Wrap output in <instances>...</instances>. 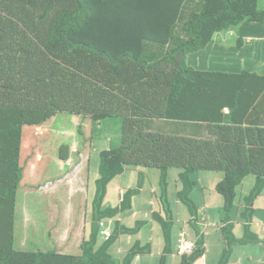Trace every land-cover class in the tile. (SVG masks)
Wrapping results in <instances>:
<instances>
[{"label":"trees","instance_id":"16d2710c","mask_svg":"<svg viewBox=\"0 0 264 264\" xmlns=\"http://www.w3.org/2000/svg\"><path fill=\"white\" fill-rule=\"evenodd\" d=\"M184 1L0 0V264H113L107 251L116 233L97 251L95 245L101 236L104 238L100 222L120 212L103 208V202L109 183L124 166L159 169L163 177L170 169L180 170L184 202L198 183L200 172H221L224 180L217 190L224 197L226 209L234 205L235 187L264 179L261 131L258 149L234 151L228 137L245 133L246 129L217 122L219 113L221 117L233 98L240 101L236 95L240 89L251 95L256 92L248 79L263 78L244 73L236 75L226 87L219 79L228 75L201 72L178 57L197 52L212 34L231 32L233 25L220 19L219 14L233 0H222L220 4L209 0L201 13L192 11L184 24L188 39L181 40L175 30ZM237 2L236 7L242 10L232 14L249 10L251 0ZM205 33L208 35L204 40L196 44L193 35ZM146 40L160 49L148 53ZM114 112L123 120L122 146L102 155L92 234L83 242V258L40 250L17 251L14 233L22 181L26 183L30 178L26 183L29 185L40 166L54 172L61 162L69 160L66 154L71 145L65 134L73 129L80 131L73 128L65 133L64 125L91 116L95 132L99 123ZM152 117L204 124L214 140L144 133L143 126ZM51 118L52 144L46 158L38 153L33 137L26 136L24 153L32 157L28 166L22 167L21 129ZM41 146L46 147L44 139ZM46 169L45 174L53 173ZM80 177L85 183L89 180L87 174ZM247 187L252 189L250 183ZM132 197V192L125 195V205ZM163 228L166 254L176 236L182 264H194L201 258V238L195 240L183 232L195 243L191 254H180L181 228L167 222ZM165 261L162 258V264Z\"/></svg>","mask_w":264,"mask_h":264},{"label":"crops","instance_id":"0c3cea01","mask_svg":"<svg viewBox=\"0 0 264 264\" xmlns=\"http://www.w3.org/2000/svg\"><path fill=\"white\" fill-rule=\"evenodd\" d=\"M195 1L199 7L191 9L189 17L192 11L201 13L209 0ZM211 1L218 4L222 2V0ZM223 18L233 25L229 28L230 33L212 34L205 45L198 47L197 52L185 56L178 54V57L179 59L183 57L185 65L201 72L228 75L225 79H219L226 87L236 75L244 73L263 78L262 80L248 79L249 85L256 92L251 95L248 90L240 89L236 94L239 95L240 101L233 98L221 117L219 113L217 118L220 125L246 129L245 133L228 137V142L234 151L239 148L258 149L260 147L258 131H261L264 142V0H251L249 10ZM207 35L208 33L195 34L193 40L196 44L201 43ZM213 35L216 37L215 40L212 39ZM187 39L188 37L183 40ZM112 119L120 121L123 135L122 118ZM112 119L102 120L95 132H93L91 116L83 122L70 124L68 126L70 129H79L80 136L71 143L66 154L69 158L67 162L74 159V152L79 150L81 140L84 144L81 151V154L84 152L85 159L83 167H87L91 161L90 154L94 146L108 145L107 122ZM153 119L158 121V124L153 129L152 119H149L148 124L143 126V132L167 135L169 131L165 130L163 125L161 126L166 121L160 118ZM51 120L52 118L43 124L34 125L39 131V134L32 136L35 148H39L38 153L44 158L52 144V138L49 137L51 136ZM70 129H65V133ZM170 136L181 137L177 134ZM209 137L210 135L202 139ZM43 139L46 142L44 148L41 146ZM72 173L65 174L56 185V191L62 184L67 183L70 184L72 199L79 197L80 189L83 188L87 193H91L92 222L82 243H52V247L58 255L83 258V242L88 241L92 234L94 200L98 192L97 182L100 174L90 172L89 180L85 183L81 177ZM180 173V170L173 168L163 177L161 170L142 166H124L118 172L109 183L103 202V208L120 209L119 214L111 219L116 233V243H119L120 247L140 243L145 249L143 253L145 259L143 263L137 264H162L164 257L166 258L164 264H167L169 255L170 264H182V257L177 255L176 236L171 241L170 252L166 254L167 239L163 223L167 222L177 225L182 233H188L191 238L203 240V255L194 264H264V179L249 180L235 187L234 205L226 209L224 197L217 190L219 183L224 180V174L215 171L200 172L197 175L198 183L188 192L184 204L175 202L170 204V192H180L183 189ZM152 181L156 185L154 188L150 186ZM248 183L252 185L251 190L247 187ZM128 192H132L133 197L131 203L125 205L124 199ZM253 192H256L255 196ZM162 209H167L170 213L165 216L159 214V210ZM70 212L78 214V209L71 208ZM119 224L122 225L119 226ZM104 241L105 239L101 236L99 243L95 245V251L101 248Z\"/></svg>","mask_w":264,"mask_h":264},{"label":"rangeland","instance_id":"374dc122","mask_svg":"<svg viewBox=\"0 0 264 264\" xmlns=\"http://www.w3.org/2000/svg\"><path fill=\"white\" fill-rule=\"evenodd\" d=\"M240 0H233L231 5L225 4L223 10L220 12L219 17L223 19L224 16L229 17L234 11L240 12L242 7H236ZM195 0H185L179 13L177 20L176 34L183 39H186V30L184 24L187 22L191 9L199 7ZM228 22V21H227ZM215 35L212 39L215 40ZM148 53L156 52L160 49V46L153 41H144ZM174 47V46H173ZM172 46H170V50ZM118 113H113L107 119H112L118 116ZM153 114H151L152 116ZM157 119V118H156ZM163 125L165 130L169 131L167 136L171 134H177L181 137H193V138H206L209 136V131L206 125L199 123H176L165 120ZM35 122V120H32ZM35 124V123H34ZM158 121H155L152 117L153 129ZM108 125V145L106 147L96 144L93 148L91 155V161L87 167H83L84 164V152L81 151L84 144L79 141V150L74 152V159L71 162L60 163L59 168L53 172L39 167V170L34 176L29 185L22 181L21 188L18 192L17 211L15 220V249L17 251L32 252L41 251L43 253L54 251L52 243H82L84 237L87 236L89 226L92 222V204L93 197L91 193H87L86 189H80L79 197L72 199L70 192V184L64 183L56 191V185L68 172H73L72 175L80 177L83 174L96 173L102 174V166L104 159L102 155L107 151H118L122 145V133L121 124L118 119H112L107 122ZM65 129H70L67 125H64ZM39 134L38 128L34 125L27 128V126L21 129V165L27 167L29 159L32 156H28L24 153V148L28 142L24 139L26 136H34ZM69 141V146L72 142L77 140V136L80 133L73 129L69 133L65 134ZM170 142V138H167ZM214 140V137H210ZM37 143V141H36ZM85 151V150H83ZM264 159V153L262 154ZM110 164V163H109ZM30 173H28V177ZM84 180V179H82ZM53 183L54 185L43 190L47 183ZM92 182V179H91ZM32 183L34 186L32 187ZM148 184L146 183V186ZM151 187H155V183H150ZM179 195V196H178ZM173 202L184 204L183 191L170 192V204ZM77 208L78 214H71L70 209ZM170 212L167 209L159 210V214L167 215ZM170 220V219H169ZM122 224H119L121 226ZM211 232V231H210ZM27 244V247L23 246ZM113 260V264H137L143 263L145 256L143 253L145 249L141 247L140 243H132L129 246H119V243L112 241L110 248L107 251ZM167 264H170V255L167 257Z\"/></svg>","mask_w":264,"mask_h":264},{"label":"built area","instance_id":"2783aa9c","mask_svg":"<svg viewBox=\"0 0 264 264\" xmlns=\"http://www.w3.org/2000/svg\"><path fill=\"white\" fill-rule=\"evenodd\" d=\"M111 224V223H110ZM104 227V224H102ZM102 234L105 236L106 239H108L111 236L110 227L108 229H105ZM179 253L180 254H191L194 248V241L188 240L186 238V234H181V239L179 241Z\"/></svg>","mask_w":264,"mask_h":264},{"label":"clouds","instance_id":"9594fccd","mask_svg":"<svg viewBox=\"0 0 264 264\" xmlns=\"http://www.w3.org/2000/svg\"><path fill=\"white\" fill-rule=\"evenodd\" d=\"M176 169V168H175ZM71 192V191H70ZM112 218H107V219H104L100 222V227H101V231L100 233L102 234V232L105 230V229H108L110 227V231H111V236L108 238L110 239L112 237V235H114V230H113V223L111 221ZM111 223V224H110ZM102 224H104V227L102 226ZM103 235V234H102ZM104 236V235H103ZM105 238V236H104ZM108 239L105 238V240L107 241ZM14 241H15V233H14ZM15 244V243H14ZM27 245V244H25ZM24 247V246H23Z\"/></svg>","mask_w":264,"mask_h":264}]
</instances>
